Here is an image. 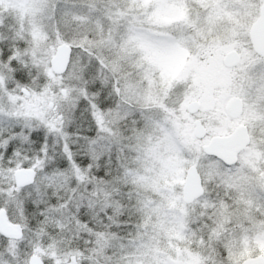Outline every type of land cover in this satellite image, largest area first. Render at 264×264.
I'll return each mask as SVG.
<instances>
[{"label": "snow or ice", "instance_id": "snow-or-ice-1", "mask_svg": "<svg viewBox=\"0 0 264 264\" xmlns=\"http://www.w3.org/2000/svg\"><path fill=\"white\" fill-rule=\"evenodd\" d=\"M0 264H264V0H0Z\"/></svg>", "mask_w": 264, "mask_h": 264}]
</instances>
